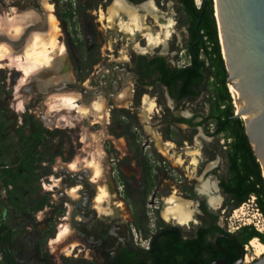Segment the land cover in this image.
I'll return each mask as SVG.
<instances>
[{"label":"rangeland","instance_id":"1","mask_svg":"<svg viewBox=\"0 0 264 264\" xmlns=\"http://www.w3.org/2000/svg\"><path fill=\"white\" fill-rule=\"evenodd\" d=\"M141 1L138 3L141 4ZM146 1H153L174 23L167 40L172 61L177 66L188 64L190 54L185 48L188 20L179 0ZM200 1L195 0V4L201 6ZM18 2L8 0L3 5L11 8L3 9L13 11L12 7L18 6ZM48 3L53 4L54 1L48 0ZM112 4L111 0H91L89 3L57 1L55 8L59 13L60 28L57 38L67 48L72 81L85 82L89 87L97 85V70L107 68L111 58L117 55L135 56L138 53L137 41L141 47L148 46L144 32L129 39L117 26H106L107 20L100 19L101 13L109 15ZM144 20L147 26L160 32L161 26L150 15H146ZM199 58H206L203 51ZM9 63L7 59L0 62V225L9 228L11 248L20 263L98 264L92 249L73 234L65 241L52 245L60 225L70 219L63 199L58 198L61 169L63 163L71 161L76 154L77 159L82 155L85 158L94 150L85 141L86 132L101 135L99 147L102 146L106 153L103 163L108 168V180L114 193L109 209L118 205L117 202H123V206H116V209L120 213L131 214L139 234L149 233L162 224L165 198L174 192L182 198L194 200V185L199 179L214 184L222 199L218 208L219 222L227 230L236 231L241 226L253 225L264 231V215L257 208L255 196L234 206L229 195H225L220 187V180L229 175L227 151L230 139L224 135H213V123L190 127L178 124L175 119L179 113H212L210 87L204 85L199 99L185 101L179 107H175L159 87L149 91L135 86L128 105L118 104L113 99L105 104L104 98L98 95L99 98L95 99L107 106L105 110L108 108L109 116L106 123H103L104 118L93 123V113L86 118L80 117L76 110L60 108V111L47 114L46 108H40L44 93H37L34 83L29 82L25 85L27 88L21 87L17 92L15 86L21 73ZM68 86L71 87L69 90L80 92L77 103L85 104L86 93L73 89L71 84ZM145 95L156 101L154 109L146 114V121L142 109ZM34 133L41 138L37 147L34 146ZM160 137L162 141L175 145L173 151L181 155L185 164H178L159 151L157 138ZM191 151L200 154V162L195 169L191 165ZM15 164L22 165L19 171L4 168ZM98 181L97 190L102 184ZM72 242H77V246L67 253L64 249ZM6 250L5 246L0 248V264H8ZM249 256L252 259L258 257L253 250Z\"/></svg>","mask_w":264,"mask_h":264},{"label":"flooded vegetation","instance_id":"2","mask_svg":"<svg viewBox=\"0 0 264 264\" xmlns=\"http://www.w3.org/2000/svg\"><path fill=\"white\" fill-rule=\"evenodd\" d=\"M7 1H1L3 7L0 6V9L11 8H6L3 5ZM47 1L25 0L22 2V0H19L18 6L12 7L13 11L7 12V10L3 9L9 14H16L17 8L30 9L39 15L43 29L41 28L40 30V28L36 27L26 28L22 35L17 38L12 36L13 33H8L9 35L7 33H0V41L12 44L17 53L24 50L27 41L33 33L37 31H40V34L47 33L49 26V12L45 5ZM52 1L54 3L50 5L54 9L53 11L57 19H59V13L55 8L58 0ZM78 1L89 3L91 0ZM125 1L131 5H140L138 3L139 0ZM141 2L143 4L146 0H142ZM179 2L188 20L185 28V48L190 54V62L188 64L177 66L172 61L169 55V43L166 40L160 44H148V48L140 47L141 45L136 47L138 53L135 56L131 54L129 56L123 55L122 57L117 55L111 58L107 64V68H100V71L97 70V85L89 87L85 85V82L66 80L62 82V88H68V84H71L73 89H81L86 93L85 103H88L90 106L93 105L94 99L99 97L98 95L104 98L106 104L111 99L115 101L123 93H128L129 98L132 99V92L135 91L134 87L138 85L149 91L155 87L161 88L165 92L166 98L175 107L181 106L185 101L199 99L203 93L202 89L205 81L199 87H193L198 94L191 92L181 97V80L176 79L178 75L176 71L178 69L192 65L196 45V41L191 43L193 35L190 30L191 21L189 15L181 0ZM167 18L169 19L166 15ZM65 50L66 60H68L67 48ZM110 55L107 54V56ZM113 55L115 56V54ZM67 64L69 71V61H67ZM165 70H167L166 74L173 78L170 82L171 84L164 81ZM70 72L72 71L70 70ZM79 93L77 94L80 95ZM106 117L103 123H106ZM175 119L178 120V124H185L190 127L212 123L211 113L205 115L201 111L188 115L179 113ZM94 121L96 123L100 122L98 120ZM219 135H224V133ZM76 155L72 157L71 161L63 163L64 166L61 169V188L58 198L63 199V204L68 209L67 216L70 217L69 222L71 228H73L71 234L80 239L83 245L92 249L93 258L98 261V264H163L164 259L169 264H235L242 256H244V260L246 261L249 252L253 250H251V243L255 237L248 236V232L244 226L239 227L236 231L227 230L219 222L218 218V208L221 202L218 205L211 204L207 193L198 190L197 185L199 181L206 182L208 180L199 179L198 182L196 181L194 185V200L183 197L191 202L190 206L193 211V217L196 219L191 225H181L178 222L169 221L163 217L164 221L158 228L149 233L141 232L139 234L135 229L133 218L129 212L126 214L117 211L106 212L107 210L101 211L97 208L95 197L98 191V184L97 180L92 176L91 167L85 165L81 160L78 161L79 163L76 162L77 166L75 168L69 166L70 163L72 164L75 161ZM72 189L76 191L75 194ZM221 189L225 195H228L222 187ZM186 227L189 229H186ZM198 237H201L203 241L198 244L197 250H195L197 244L196 238ZM187 241L191 242L188 244ZM216 261L222 262L217 263Z\"/></svg>","mask_w":264,"mask_h":264},{"label":"bare ground","instance_id":"3","mask_svg":"<svg viewBox=\"0 0 264 264\" xmlns=\"http://www.w3.org/2000/svg\"><path fill=\"white\" fill-rule=\"evenodd\" d=\"M23 1L25 0H22V2ZM197 2L200 3L201 1L197 0ZM45 5L49 12V26L47 29L48 32L40 34V31H37L36 33H33L27 41L24 50L17 53L15 52L12 44L0 41V62L7 59L10 62L9 64H13L14 66H16L17 70L20 71L21 76L15 86L17 92L21 87L29 85V82H32L34 83L36 89L35 91L37 93H44L43 102L41 103L40 108H42V106L43 109L46 108V111L48 112L47 114L59 110L60 108H64L67 110H76L80 117H86L88 115L90 116V114L93 113L95 116V120L100 121L102 118H105L109 114L108 110H105L107 106L105 107L103 102L95 99L92 106L88 105V103L79 105L77 103V91H71L69 90L70 88L66 87L62 88V82L66 80L72 81L73 75L72 72H70V70L68 71L67 68L68 60H66L65 45L57 38L58 31L60 29L58 22L59 20L57 19L53 11L54 9L50 5V3H48L47 1ZM16 11V14H9L5 10H3V8L0 9V33H7V35H9L8 33H13L12 36L17 38L22 35L26 28L28 29L36 27L38 29L40 28V30L41 28L43 29V24L41 25V21L37 13L27 8H17ZM141 11H143L144 13L142 14ZM146 15H150L157 23V25L161 26L160 32H155L152 27H149L145 24L144 19ZM124 17L128 19L125 20L126 18ZM100 19L107 20L106 26L108 28L117 26L119 30L123 32V34H127L129 36V39H132L137 34L144 32V36L148 38L149 45L160 44L168 40L172 33V27L174 25L170 18L166 19V14L161 9H159L153 3V1H146L140 5H131L125 0H113L109 15H104L101 13ZM145 25L147 27H145ZM138 46H140V44L137 41L136 47ZM25 87L27 88V86ZM230 88L232 89V93H234L232 84H230ZM23 99H25L24 96ZM154 100L155 99L145 95L142 107L145 113V116L143 115L144 120L148 119V116H146V114L148 115L154 109L156 105V101ZM234 100L236 104H238L236 95L234 96ZM115 101L118 104L124 103L128 105L131 99L129 98L128 93H123V95H121V97H117ZM65 119L68 120L67 117H65ZM93 122L95 121L93 120ZM84 134L85 141L89 143V145L94 150L90 152V154H88V156H86L85 158L83 157V155V158H75V161L72 164L70 163V165H68L75 168L77 166L76 162L81 160L85 163V165L91 167L93 178L97 181L98 179L102 181V184L98 187V191L95 197V204L97 208L101 211L107 210L106 212H119V209L117 210L116 206H123V202L121 201L117 202L118 205L114 206L113 208L107 209V207H109V205L113 203L112 200L114 198V193L112 191L110 181L108 180V168L103 163L104 158L106 157V153L102 149V146L99 147V138L101 135L96 133L88 134L87 132ZM157 143L159 151L165 157H167L168 159H173L174 162H177L178 164H185V161L183 160L181 155H178L175 153V151H173V147L175 146L174 144L162 141L161 137L157 138ZM190 155L191 165L193 169H195V167L200 162V154L199 152L194 151ZM79 156L80 155H78V157ZM195 174L196 172L193 173V175ZM56 182L57 184L59 183L58 178L56 179ZM197 188L199 191L207 193L211 204L218 205L222 201L220 196L217 194L216 188L212 182H203L200 180ZM73 192L74 194L76 193L75 190H73ZM103 205H106L107 207ZM190 205L191 202L189 200L178 196L174 192V194H171L170 196L165 198L162 214L164 218L169 221H175L180 223L181 225L189 226L196 220L193 217V211ZM69 223L70 222H64L60 225L56 237L52 240V245L55 243H61L62 241H65L68 237H70L71 225ZM76 243H70L65 247L64 250L67 253H71V251L76 248ZM251 246L253 247L255 255L260 256L264 253V243L261 240H257V238L253 239ZM252 261L254 260L248 255L244 264L250 263Z\"/></svg>","mask_w":264,"mask_h":264},{"label":"trees","instance_id":"4","mask_svg":"<svg viewBox=\"0 0 264 264\" xmlns=\"http://www.w3.org/2000/svg\"><path fill=\"white\" fill-rule=\"evenodd\" d=\"M181 3L191 21L190 30L193 35L191 43L196 41V45L192 65L176 71L178 73L176 79L181 80L180 95L183 97L191 92L198 94L193 87H199L204 81L205 86L211 88L210 93L213 101L211 120L214 125L212 134L224 133L225 137L230 138L227 151L229 175L227 178L221 179L220 185L229 195L234 206H239L249 200L251 196H255L257 208L264 215V177L250 146L244 122L240 118L234 117V98L227 84L217 23L213 15V1L209 0L205 4L203 1L200 7L195 4V0H181ZM199 19L197 27L196 23ZM201 51L205 53V59L199 58ZM166 72L167 70L164 71V81L171 84L173 78ZM24 120L27 121V117H24ZM33 140L34 146H39L41 138L37 133H34ZM21 167V164L4 166L5 169L13 171H19ZM244 228H246L248 236H258L264 242V231H259L253 225H245ZM11 238L9 228L0 225V248L7 247L8 264H22L13 254ZM202 241L201 237L196 238L195 250ZM190 242L187 241L188 244ZM182 245L184 244L182 243ZM185 245L187 244L185 243ZM163 264H169V262L164 259Z\"/></svg>","mask_w":264,"mask_h":264},{"label":"water","instance_id":"5","mask_svg":"<svg viewBox=\"0 0 264 264\" xmlns=\"http://www.w3.org/2000/svg\"><path fill=\"white\" fill-rule=\"evenodd\" d=\"M212 1L227 84L238 99V104L233 100L234 117L244 122L264 177V0ZM244 261L242 256L235 264ZM245 264H264V253Z\"/></svg>","mask_w":264,"mask_h":264},{"label":"built area","instance_id":"6","mask_svg":"<svg viewBox=\"0 0 264 264\" xmlns=\"http://www.w3.org/2000/svg\"><path fill=\"white\" fill-rule=\"evenodd\" d=\"M199 6H200V5H199ZM199 6H198V7H199Z\"/></svg>","mask_w":264,"mask_h":264}]
</instances>
